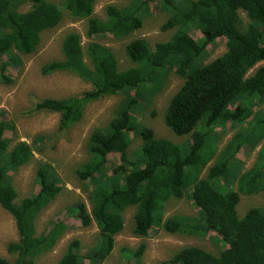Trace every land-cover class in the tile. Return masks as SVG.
<instances>
[{
  "label": "trees",
  "instance_id": "1",
  "mask_svg": "<svg viewBox=\"0 0 264 264\" xmlns=\"http://www.w3.org/2000/svg\"><path fill=\"white\" fill-rule=\"evenodd\" d=\"M97 1L0 0V81L4 82L11 81L7 69L21 64L19 55L36 51L42 33L58 26L63 12L86 20L88 38L125 39L141 28L142 15L151 11L166 17L161 31L176 29L171 39L153 47L142 38L127 42L124 52L133 66L123 71L114 53L93 41L86 47L87 64L75 32L62 40V59L41 66L43 75L64 72L91 85L80 96L33 102L29 113L59 114L55 138L81 120L89 103L124 97L109 123L91 133L88 157L74 170L76 179L90 187L91 207L88 211L77 202L73 212L83 227L95 224L97 242L81 254L80 242L70 241L55 264L105 261L129 207H135L131 231L138 238L161 229L198 238L214 233L221 243L216 254L187 246L158 264H264V205L251 207L241 219L236 211L239 194L264 196V118H260L264 111L259 108L264 105V65L257 67L264 61V0H130L124 7L105 6L104 20L93 15ZM24 6L28 9L22 11ZM240 12L249 20L245 25ZM186 30L197 31L200 38L194 40ZM219 40L225 41L226 51L203 63L207 47ZM173 73L182 85L169 99L164 122L174 135L190 137L181 144L157 138L134 114L166 87ZM255 120L256 129L246 133ZM225 126L235 134L218 154L217 131ZM14 131L13 123L0 115V207L13 217L18 236L7 245L13 261L0 256V264H36L66 229L64 223L53 222L47 232L36 234V219L60 192V179L50 163L36 162V193L19 200L11 174L32 161L35 145L44 148L56 139L40 134L31 145L18 141L11 147L8 133ZM131 136L140 142L132 153ZM248 141L250 149L261 143L256 159L247 171L232 175L228 164ZM112 153L119 154V164L110 168L106 158ZM214 158L206 178H201ZM233 181L236 190L229 189ZM184 197L197 209L196 216L164 219L166 202ZM145 250L144 243L135 249L120 248V264H140Z\"/></svg>",
  "mask_w": 264,
  "mask_h": 264
},
{
  "label": "rangeland",
  "instance_id": "2",
  "mask_svg": "<svg viewBox=\"0 0 264 264\" xmlns=\"http://www.w3.org/2000/svg\"><path fill=\"white\" fill-rule=\"evenodd\" d=\"M58 4L60 0H51ZM130 0H98L94 6V17L104 20V8L107 5L124 7ZM28 7L21 8L22 11ZM243 24L248 23L245 13L240 12ZM166 17L158 12L151 11L142 15V26L129 37L122 40H115L109 36H96L88 38L86 36V20H75L67 13L63 12V17L58 26L51 30L44 31L36 51L29 55H19L20 65L9 67L6 75L10 82L0 81V115L7 122H12L15 131L8 133L12 147L18 141H24L32 144V139L40 134L53 136L54 141L44 146H34V158L32 161L16 172L12 173L11 180L15 187L19 200L36 193L35 168L36 162L50 163L60 179V192L53 202L46 207L36 219V234L40 235L47 232L51 223L62 222L66 229L57 240L53 248L36 258V264H55L62 256L67 244L72 240L80 242V253L85 254L97 242V228L94 223L88 227H83L77 215L73 212V206L77 202H82L90 210L88 192L90 187L87 182H79L74 170L82 164L88 157L87 141L91 133L97 129L106 126L112 119L115 109L124 99L123 95L111 96L101 100L89 103L83 113L81 120L71 127L66 133L57 135L55 131L58 127L59 114L36 112L29 113L33 102L37 99L45 98H68L80 96L91 89V85L79 79L77 76L57 72L50 75L41 73V66L55 60L62 59L61 43L64 36L70 32H75L80 36L84 51V59L89 64L86 56V47L90 42H97L108 47L115 55L118 69L123 71L133 64L127 59L124 47L132 39L142 38L153 47L156 43L165 42L171 39L176 29L161 31L160 27L165 22ZM194 39L200 38V34L195 30H186ZM226 51L224 40H219L207 47V56L203 63H208L220 56ZM264 65V61L257 67ZM253 69L250 74L254 72ZM182 85V79L174 73L170 75L166 87L146 105L139 106L135 111V117L142 125L153 129L157 138L168 139L174 143L181 144L190 139L187 136L174 135L164 122V113L169 99L177 92ZM133 94V92H130ZM142 102V101H141ZM264 111V105L259 107ZM260 118H264L261 116ZM260 120V119H259ZM258 120H255L247 132H253L256 129ZM235 134V129L228 126L222 129L218 128L217 149L218 154L229 143ZM129 151L132 153L139 146V140L131 136ZM51 145L53 147H51ZM249 141L243 145L235 158H232L228 164L229 172L232 175L247 171L254 163L261 143L252 149L249 148ZM107 165L113 168L119 164V154L112 153L106 158ZM215 162L212 159L200 177L206 178L208 169ZM229 189H237L236 181L232 182ZM264 205V196L262 193L244 195L239 194V202L236 207L237 216L241 219L246 211L251 207ZM135 207L127 208L123 213V230L115 237V247L110 256L100 264H120L119 250L123 247L131 249L137 248L141 243L146 245V250L141 258L140 264H158L168 259V256L187 246H196L201 249L216 254L221 249V243L218 237L211 233L205 238L194 236L171 235L161 229H152L146 238H138L132 234V222ZM197 209L191 201L184 197L182 199H170L166 202L163 212V218L183 215L196 216ZM17 229L13 217L0 207V256L12 262L13 257L7 252V245L17 240ZM85 264H89L85 261ZM131 264H134L131 262Z\"/></svg>",
  "mask_w": 264,
  "mask_h": 264
}]
</instances>
